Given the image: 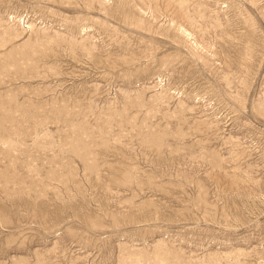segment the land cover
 <instances>
[{"label":"rangeland","instance_id":"rangeland-1","mask_svg":"<svg viewBox=\"0 0 264 264\" xmlns=\"http://www.w3.org/2000/svg\"><path fill=\"white\" fill-rule=\"evenodd\" d=\"M0 264H264V0H0Z\"/></svg>","mask_w":264,"mask_h":264},{"label":"built area","instance_id":"built-area-1","mask_svg":"<svg viewBox=\"0 0 264 264\" xmlns=\"http://www.w3.org/2000/svg\"><path fill=\"white\" fill-rule=\"evenodd\" d=\"M7 17L9 18V20L12 19V20L16 21V19L19 17V14L16 13V12H10V13L7 15Z\"/></svg>","mask_w":264,"mask_h":264},{"label":"bare ground","instance_id":"bare-ground-1","mask_svg":"<svg viewBox=\"0 0 264 264\" xmlns=\"http://www.w3.org/2000/svg\"><path fill=\"white\" fill-rule=\"evenodd\" d=\"M26 27V26H25Z\"/></svg>","mask_w":264,"mask_h":264}]
</instances>
